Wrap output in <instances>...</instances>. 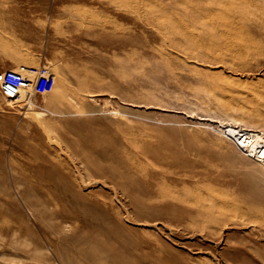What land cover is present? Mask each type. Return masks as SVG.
<instances>
[{"label": "rangeland", "instance_id": "1", "mask_svg": "<svg viewBox=\"0 0 264 264\" xmlns=\"http://www.w3.org/2000/svg\"><path fill=\"white\" fill-rule=\"evenodd\" d=\"M226 129L264 148V0H0V264H264Z\"/></svg>", "mask_w": 264, "mask_h": 264}, {"label": "built area", "instance_id": "2", "mask_svg": "<svg viewBox=\"0 0 264 264\" xmlns=\"http://www.w3.org/2000/svg\"><path fill=\"white\" fill-rule=\"evenodd\" d=\"M230 129H226V132H227V135H233L234 133L236 134H241V136H243L242 138L245 139V142H246V147L244 148V152L247 156L249 157H252V158H255L257 160H263L264 161V148L262 147H258L256 146L255 148H252V140L254 142V138L252 133L250 132H247V131H241V130H237V129H234V130H230L232 131V133H230L229 131Z\"/></svg>", "mask_w": 264, "mask_h": 264}, {"label": "bare ground", "instance_id": "3", "mask_svg": "<svg viewBox=\"0 0 264 264\" xmlns=\"http://www.w3.org/2000/svg\"><path fill=\"white\" fill-rule=\"evenodd\" d=\"M186 6H187V4H186ZM186 6H185V7H186ZM190 8L193 9L192 7H190ZM190 8H189V10H190ZM189 10H188V11H189ZM195 10H196V9H195ZM195 10H194V11H195ZM184 11H185V10H184ZM188 11H187V13H188ZM200 11H202V10H200ZM197 12H198V11H197ZM190 15H193V14H190ZM186 16H187V15H186ZM199 17H200V16H199ZM107 29H108V28H107ZM79 32H80V31H79ZM105 32H106V31H105ZM21 71H22V70H18V72H21ZM23 73H24V72H23ZM16 74H17V73H16ZM17 75H18V74H17ZM23 75H24V74H23ZM24 77H26V76H24ZM47 85H48V84H47ZM27 86L29 87V85H27ZM45 87H46V86H45ZM62 98H63V97H62ZM63 99H64V98H63ZM42 121H43V120H42ZM39 122H40V121H39ZM231 136H233V135L231 134ZM235 137H236V136H235ZM237 137H238V136H237ZM235 139H236V138H235ZM240 139H241V138H240ZM242 140H243V142H241V144L243 143V144H242V145H243V148H245V147L247 146V145H246V142H245V139L242 138ZM242 140H241V141H242ZM240 146H241V145H240ZM240 148H242V147H240ZM243 148H242V149H243ZM252 148H255V146L252 145Z\"/></svg>", "mask_w": 264, "mask_h": 264}]
</instances>
